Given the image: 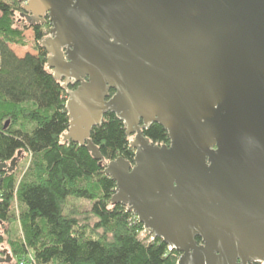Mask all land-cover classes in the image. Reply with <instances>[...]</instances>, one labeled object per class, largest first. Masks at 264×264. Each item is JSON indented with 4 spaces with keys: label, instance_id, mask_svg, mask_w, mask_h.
Instances as JSON below:
<instances>
[{
    "label": "water",
    "instance_id": "95a60500",
    "mask_svg": "<svg viewBox=\"0 0 264 264\" xmlns=\"http://www.w3.org/2000/svg\"><path fill=\"white\" fill-rule=\"evenodd\" d=\"M25 10L50 17L39 44L66 90L64 138L101 160L90 132L108 111L135 133L133 163L105 164L111 201L179 251L178 264H264V0H27ZM153 123L168 144L143 134Z\"/></svg>",
    "mask_w": 264,
    "mask_h": 264
},
{
    "label": "trees",
    "instance_id": "16d2710c",
    "mask_svg": "<svg viewBox=\"0 0 264 264\" xmlns=\"http://www.w3.org/2000/svg\"><path fill=\"white\" fill-rule=\"evenodd\" d=\"M25 1L0 0V164L11 167L0 172V264H31L29 256L33 264H178L179 251L169 250L160 238L145 242L139 237L144 227L137 216L111 201L116 182L104 173L105 164L118 156L133 163L134 157L116 114L108 111L90 132L101 160L86 144L64 138L69 127L66 90L47 67V52L39 44L50 19L47 13L27 12ZM29 28L34 52L19 55L13 46H26L24 32ZM143 134L155 144L169 143L167 131L157 123ZM23 152L32 161L17 182L16 165ZM73 199L89 201V209L68 207ZM14 201L20 207L23 236L12 239L8 226L16 219Z\"/></svg>",
    "mask_w": 264,
    "mask_h": 264
},
{
    "label": "rangeland",
    "instance_id": "374dc122",
    "mask_svg": "<svg viewBox=\"0 0 264 264\" xmlns=\"http://www.w3.org/2000/svg\"><path fill=\"white\" fill-rule=\"evenodd\" d=\"M0 15H1V13H0ZM24 38L26 41V46H24V47L13 46V49L19 55H23L26 52H34V49H33V45H34L33 38H34V36H33L32 29L29 28V29L25 30ZM8 124H9V120L7 119V120H5V125L7 126ZM31 161H32V157L29 153H27V156H25L19 163H17L16 171H15V177H16L17 182H19L23 178V175L26 172V170L28 169V166H29ZM71 204L76 206L78 208V211L82 212V211L88 210L91 203L89 201H86L83 199H73V200L69 201L68 207H70ZM12 208H13L14 214L16 215V219H15L13 224L8 226L10 228V231H11V229L13 231L12 234H10L8 237L15 239L16 237L23 236L22 235L23 227L21 224L20 216H19L20 207L18 206V203L16 201L13 202ZM3 228L5 229V227H3ZM145 241H147V240H145ZM29 258L31 259L32 257L29 256Z\"/></svg>",
    "mask_w": 264,
    "mask_h": 264
},
{
    "label": "built area",
    "instance_id": "2783aa9c",
    "mask_svg": "<svg viewBox=\"0 0 264 264\" xmlns=\"http://www.w3.org/2000/svg\"><path fill=\"white\" fill-rule=\"evenodd\" d=\"M26 2H27V1H25V4H26ZM139 237H140L141 239H144V241L147 240V241H145V242H147V243L151 242V241L154 239L153 236H152V234H151V232H150L149 230H146L145 228L142 229V230L139 232ZM20 264H23V262H21ZM31 264H33V260H32V258H31Z\"/></svg>",
    "mask_w": 264,
    "mask_h": 264
},
{
    "label": "flooded vegetation",
    "instance_id": "af4514ba",
    "mask_svg": "<svg viewBox=\"0 0 264 264\" xmlns=\"http://www.w3.org/2000/svg\"><path fill=\"white\" fill-rule=\"evenodd\" d=\"M49 16V15H48ZM49 19H50V17H49ZM50 27H51V21H50ZM50 29V28H49ZM48 34H49V30H48ZM48 34H47V36H48ZM69 85H71V86H74V85H76V87H77V85L78 84H69ZM75 87V88H76ZM68 88V87H67ZM72 89H74V88H72ZM134 135H135V133L134 134H132V135H130L129 137H130V139H133L134 138ZM198 242H200V240H197ZM257 263H259V264H261L260 262H256V261H251V262H249L248 264H257Z\"/></svg>",
    "mask_w": 264,
    "mask_h": 264
}]
</instances>
